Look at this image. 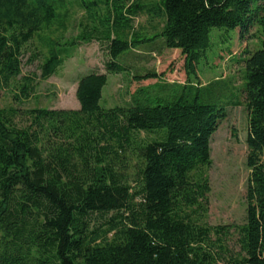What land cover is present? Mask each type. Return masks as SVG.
I'll list each match as a JSON object with an SVG mask.
<instances>
[{
	"label": "trees",
	"instance_id": "trees-1",
	"mask_svg": "<svg viewBox=\"0 0 264 264\" xmlns=\"http://www.w3.org/2000/svg\"><path fill=\"white\" fill-rule=\"evenodd\" d=\"M107 1L121 7L109 9L107 24L88 15L94 24L64 43H107L106 72L78 79L80 108H0V264H218L216 247L224 246L228 227L204 217L211 139L226 107L203 99L197 63L214 27L239 29L244 38L254 25L263 46L244 59L251 174L246 219L235 226L242 255L231 263L264 264V0H160L148 11L163 17L162 29L145 39L131 27L140 5ZM57 3L0 0V82L21 74L25 45L57 20ZM155 37L184 55L186 81L137 75L159 81L137 90L129 104L103 106L108 74L123 71L119 56ZM50 47L43 79L65 61L67 48ZM110 213L105 229L93 223Z\"/></svg>",
	"mask_w": 264,
	"mask_h": 264
},
{
	"label": "rangeland",
	"instance_id": "rangeland-1",
	"mask_svg": "<svg viewBox=\"0 0 264 264\" xmlns=\"http://www.w3.org/2000/svg\"><path fill=\"white\" fill-rule=\"evenodd\" d=\"M68 1L65 4L58 0L57 20L25 45L21 56V74L8 83L3 80L0 82V108L79 109L80 103L76 96L79 77L91 71L106 72L105 63L110 60L106 42L93 40L71 46H64V43L71 42L87 25L94 24L88 15L98 21L101 19L102 25L107 24L105 17L109 9H120V3L115 2L113 7V1L107 0ZM133 2L140 5V9L132 16V30L138 32V39L154 37L161 31L164 19L148 10L158 5L160 0H128L125 7L128 8ZM112 15L111 18H114ZM125 23V19L118 22L119 25ZM99 27L100 30L105 29ZM262 39L256 25L244 38L240 37L239 29L214 27L211 46L197 63L200 83L204 86L203 99L226 107V115L220 120L211 139L212 164L207 169L211 192L208 195V212L204 217L205 222L211 226L228 227L222 235L224 246L216 247L221 258L218 264H232V260L242 255L235 226L242 225L246 219V192L251 174L247 164L249 111L244 94V59L263 46ZM50 46L67 48L63 53L65 61L55 74L43 79L41 66L48 56ZM116 61L122 65L123 71L108 74L104 100L101 102L107 108L131 103L137 90L149 86L155 88L159 81H140L137 75L157 72L161 74L162 83L186 81L184 55L180 50L167 49L158 37L136 49H128ZM25 78L31 80L27 97L22 94ZM154 90L153 93L156 92ZM16 121L21 124L28 122L26 117H18ZM112 215H96L93 223L105 229ZM212 238L216 240L217 235L213 234Z\"/></svg>",
	"mask_w": 264,
	"mask_h": 264
},
{
	"label": "crops",
	"instance_id": "crops-1",
	"mask_svg": "<svg viewBox=\"0 0 264 264\" xmlns=\"http://www.w3.org/2000/svg\"><path fill=\"white\" fill-rule=\"evenodd\" d=\"M103 92H104V90H103ZM104 100V99H103Z\"/></svg>",
	"mask_w": 264,
	"mask_h": 264
}]
</instances>
